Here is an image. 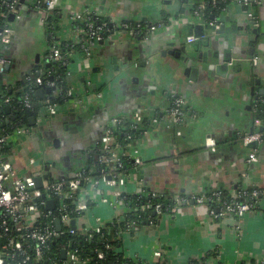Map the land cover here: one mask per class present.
<instances>
[{"label": "crops", "instance_id": "obj_1", "mask_svg": "<svg viewBox=\"0 0 264 264\" xmlns=\"http://www.w3.org/2000/svg\"><path fill=\"white\" fill-rule=\"evenodd\" d=\"M56 1L64 18L71 22L68 39L66 30L61 28L58 32L61 42L74 41V16L87 13L105 19L118 30L124 24L143 22L158 28L143 44L129 31L122 32L118 39L98 45L90 65L81 68L83 56L76 54L75 62L70 65L69 80L74 87L90 84L92 93L103 91L104 99L91 101L84 111L74 109L71 101L61 106L60 113L52 118L39 109L36 124L30 126L38 134L19 139L9 157L19 174L40 171L45 176L46 164H56L60 172L63 162L73 163V155L86 166L90 154L101 145L113 117L120 116L129 123L143 112L159 118L158 127L147 139L138 142L145 162L142 169L147 194L162 197L169 194L178 200L217 188L232 191L242 185L264 187V145L258 147V162L248 164L251 148L237 138L257 127L253 124L254 101L264 97V0H260L261 6L256 10L258 24L248 18L244 4L233 0L229 8L212 21L216 26L204 20V16L195 15L203 0ZM19 2L20 8L26 7V10L20 9L12 23L13 41L5 46L11 69L6 70L3 84L8 88L27 76L34 77L39 66L49 64L45 54L50 42L46 26L41 24L38 0ZM194 4L197 8L191 12ZM196 25L202 26V39L209 40L208 46L196 38ZM223 25L229 30L228 34H218ZM233 26L238 28L235 32ZM33 30L41 33L45 44L34 39ZM188 36L196 40L190 43ZM225 36H229L228 42ZM202 54H207V64L199 57ZM232 56H258L260 62L232 68L228 66ZM185 58L192 60L186 62ZM206 65H211L207 71ZM188 68H198L200 72L191 77L187 74ZM174 90L186 101L184 122L177 126L171 124L166 113L170 103L168 95ZM6 114L0 116L3 123L9 120ZM41 127L45 128L44 132ZM70 133L77 143L74 153L67 143ZM57 138L61 145L55 148L51 140ZM209 141L216 144L215 152L207 145ZM39 148L45 152L44 157L31 158ZM32 159L36 161L34 166ZM56 174L59 173L55 169L50 172V176ZM137 187V184L127 183L124 191L127 195H136ZM114 193L113 188L106 186L98 190L91 206L92 224L100 221L108 227L115 219L117 211L111 205L116 199ZM209 210L189 200L186 205H178L172 214L164 212L155 229L147 226L126 236L123 245L127 256L143 260L153 250L162 249L168 263L186 264L219 248L224 264H243L264 258V199L240 221L241 239L236 236L237 218L217 219Z\"/></svg>", "mask_w": 264, "mask_h": 264}, {"label": "built area", "instance_id": "obj_2", "mask_svg": "<svg viewBox=\"0 0 264 264\" xmlns=\"http://www.w3.org/2000/svg\"><path fill=\"white\" fill-rule=\"evenodd\" d=\"M19 1L20 0H0V7L1 5H5L10 11L9 16L14 15L15 17H18L20 14V8L18 7ZM223 2L224 0H210V4L214 7H216L218 4H222ZM238 2L239 4H244V6H249L248 18L253 20L255 25L258 24V18L254 12L256 11L255 5H261L260 0H238ZM59 5L60 4H58L56 0H38L37 7L39 13H42L41 24L47 26V16L49 13H60L62 11V9L59 8ZM206 7L207 3L202 2L198 9L195 10V15L198 17L203 16ZM1 16L6 17L7 14L2 12ZM94 18L99 19L92 13L74 16V20L86 21L85 29L78 27L74 29L76 32V36L74 37L75 43H82L83 57L80 68L85 64L90 65L98 45L104 44L108 40L118 39L122 32L129 31L130 35H132L134 38L140 39V42L143 44L150 40V37H152L158 28L157 25L151 24L145 31H143L142 24L138 23L136 25L124 24L119 30L109 25L111 27L109 29L108 23L96 24L94 22ZM211 24L212 26H216L215 22H212ZM14 34L15 29L12 23L6 24L0 31V43L4 46L10 45L13 41ZM46 36H51L47 29ZM187 40L188 42L193 43L196 38L194 36H188ZM76 54L77 53L74 52V50H71L67 52L68 57H66L59 48L48 47V50L45 54V60L50 64L52 61L59 62L65 60V62H67L69 58V63H74ZM64 57H66V59ZM238 61L247 62L251 65H257L260 62V58L258 56L250 58H236L235 56H232L228 61V66L232 68L236 67ZM7 65H9V60L7 57L0 56V75L5 74ZM26 80L34 81V85L37 86V88H56L57 93L61 92L54 82L46 81L41 76H27ZM89 85L90 84H88V86ZM88 86L81 85L73 87L67 93V96L70 98V101L67 103L69 104L72 101V106L74 109L84 111L85 109H88L89 105H91V101H103V91L92 93L90 92ZM32 89H30V92L35 91H32ZM30 92L25 93L22 100L20 101V103L28 110H32L34 108V102L31 97L32 93ZM175 92L176 91L174 90L168 95V100L170 103L167 107L166 113L171 124L177 126L184 122L186 115V101ZM260 101L264 103V99ZM13 105L14 99L12 97H3L0 95V109H2L0 111V116L5 112V107L10 106L12 110ZM256 107H258V104H255V110ZM39 109L41 110L39 112L46 113L48 118L55 117L60 113V105L55 103L50 96H46L43 101V105L38 107V110ZM134 117L136 119V123L131 122L132 119H130L129 123H127V120L120 116L113 117L108 123L109 125L106 128L101 143L102 147L99 149L103 154L99 157L98 163L100 165L109 167L110 171L103 170L102 176L95 178L89 176L87 171L80 170L75 172L73 178L60 179L56 180L55 182L50 181V179L43 180L42 188H38L36 184V178L42 177V172L37 171L33 174H19L15 170L10 158L5 155V150L12 151L13 146H16L19 143V139L28 136H36L37 132L31 127L20 125L19 123L12 125L9 130L0 129V229H2L5 233H8L10 230L9 222L6 220V216L12 218L14 229L17 233H23L30 229L31 231L22 236V239L26 238L32 241L36 246L35 255L37 259L44 260L49 245L54 240L65 234L76 236L79 231H83L85 234H90L88 235V239H90L93 234H99L102 232V229L105 228L102 222L99 221L96 224L91 223L93 220L91 206L94 205V196L98 193V190L102 188V186L113 188L115 190L114 195L116 199L113 201V203H111V205L117 211V216L111 223L116 226L119 234L123 237V241L128 234L130 235L131 233H138L147 226H156L155 220L151 218L144 226L141 227H131L130 224L124 226V222H126V213L128 210L127 206L124 204V196L125 194L127 195L126 191H124V187L127 186V183L131 186L133 184H137L138 187L136 195L139 196L146 193L143 178L140 177L138 171H135L131 174L121 173L124 167L123 158L125 157H129V159L133 161L134 167L136 169L145 164L143 157L140 155L138 144V148L136 145L129 146L131 151V154H129L128 152L126 153L122 151V148L118 143H116L114 137V129L121 126L122 124H129L132 129H138L140 125L145 124L146 120H144L139 114ZM158 119V117L151 118L152 129L149 131H143L142 138L147 139L150 132L154 131L155 127H158ZM0 122L3 123L1 118ZM7 122H9V120ZM263 125L264 124L259 121L256 123V126L260 130L240 134L239 136L241 137L242 144L247 147H251L254 144H257L258 147L264 145V131H261V129L264 128L262 127ZM207 145L212 147V151L215 152L216 144L214 141H209ZM176 152L177 147L174 146V153ZM35 162V159H32L33 166L35 165ZM247 162L248 164H255L258 162V148H251V153L247 159ZM46 167L52 170L55 169L54 164H47ZM222 189L217 188L216 190H213L211 194L202 193L194 195L192 198L185 197L174 200L177 206L172 209V213L177 210L178 205H186L189 200L194 201L198 206H206L208 208H210V203L217 202L219 203L218 211L216 212L210 208V215H213L217 219L222 217L227 218V216H234L235 219L237 218L235 227L237 229L236 236L237 238L241 239L242 235L240 234V229L242 227L240 225V221L247 214L257 209L260 200L264 199V187L257 186L252 187L250 190L246 189L243 191H229V199L224 197V192H222ZM49 200L55 201L56 206L54 210L43 208L44 206L47 207ZM68 200L72 201L74 204V210L76 212L75 217L71 216L69 213V206L66 204V201ZM58 207L60 217H57L55 214V210L58 209ZM143 209H152L153 212L158 214L160 217L164 214L162 205L160 204L156 206L148 205ZM56 220H60V231L57 229ZM72 221H75V227L72 226ZM216 250L218 251L216 256L209 259L206 264H224L222 250L219 248ZM15 252H20L23 255L24 260L19 264H27L30 261L31 258L25 251L23 243L17 241L15 238H11L8 243L3 246V253H0V264H10L9 261L15 256ZM126 257L129 259H138L129 257L127 254ZM203 257L204 256L201 258ZM67 258L68 262L71 264H81V261L78 259L75 253H70L67 251ZM99 259H105V255L100 253ZM139 260L142 261L141 264H165L167 262L162 249L153 250V252L150 253L146 259L144 258L143 260ZM251 261L252 260H249L248 262ZM188 262L186 264H188ZM53 264L56 263L53 262ZM167 264L170 263L167 262ZM256 264H264V258L258 259Z\"/></svg>", "mask_w": 264, "mask_h": 264}, {"label": "trees", "instance_id": "obj_3", "mask_svg": "<svg viewBox=\"0 0 264 264\" xmlns=\"http://www.w3.org/2000/svg\"><path fill=\"white\" fill-rule=\"evenodd\" d=\"M203 2L207 3V7L204 11L203 18L204 20H207L208 23H212V21L216 20L218 18L219 13L222 10H227L229 8L230 4L233 2V0H224L222 4H218L216 7L212 6L210 4V0H203ZM197 4H194L193 9L191 12L194 11ZM195 7V8H194ZM257 6L255 5V8ZM4 12L7 14L6 17H2L1 13ZM9 9L5 5H1L0 7V31L3 29V27L10 23V16H9ZM257 17V15H256ZM47 26L46 29L51 34L50 37H48L50 42V47H57L61 50L64 56H67V52L74 50L78 55H83L82 51V43H75L73 41L72 43L69 42H61L58 39V32L61 29V23L64 18L63 10L60 13H49L47 16ZM257 19V18H256ZM94 22L96 24L100 23H107L105 19H96L94 18ZM131 24V23H130ZM143 27V31H145L151 24H147L145 22L141 23ZM133 25V24H132ZM136 25V24H134ZM78 28H86V21L85 20H75L72 24V28L76 29ZM108 28L111 27L108 25ZM0 56H6L5 53V46L0 43ZM66 57H64L66 59ZM69 58L68 61L65 62L59 61L55 62L52 61L50 64H42L38 67L36 72H34V77L41 76L46 81L54 82L58 89H60V93L54 94H48L55 103L58 105L63 106L68 101H70V98L67 96V93L74 87L71 81L69 80ZM69 63V64H68ZM51 77L53 80H51ZM4 80H0V95L3 97H12L14 99V105L12 107V110L8 115L9 122L7 123H1L0 122V129L1 130H9L12 125L20 124L24 126H31L30 119L32 117L38 116V108H33L32 110L26 109L20 101L22 100L25 93L30 92V89L35 90L34 92H30L33 102L35 103L37 100V86L34 85V81H27L26 78L18 83L17 85L11 87L10 89L7 88L3 84ZM264 99V97L256 98L254 101V118H253V124L256 125L257 122L261 121L264 124V103H262L260 100ZM255 104H258V107H256L255 110ZM2 109H0L1 111ZM157 117V116H151L149 117L145 125H140L138 129H132L129 124H122L119 127H116L114 129V137L116 140V143L120 145L122 148V151L128 152L131 154L130 151V145H136L139 141L142 139L143 131L147 130L151 127V118ZM260 130L259 128H255L251 132ZM264 131V128H263ZM238 141L242 143L241 137L238 136ZM101 145L97 146L95 149L94 154H90V157L87 159L86 166L83 167H77L74 169L75 171L85 170L87 171L89 176L98 178L102 176V171H110L109 167L100 165L98 163L99 157L103 154L101 149ZM12 153L11 150H5V155L10 157V154ZM128 154V156H129ZM123 169L121 173H133L135 171H138L141 178L144 176V172L141 167H138L137 169L134 167V163L129 157L123 158ZM50 181L55 182V180L51 177ZM237 190H250L252 187L247 186H237ZM213 190H208L206 193L211 194ZM222 192H224V197L226 199H229L230 192L227 189H222ZM66 204L69 206V213L71 216L75 217L76 212L74 210V204L72 201L68 200L66 201ZM124 204L127 206L128 210L126 213V218L124 222V226H127V224H130L131 227H138V226H144L149 219L155 220V225L160 223L161 217L153 212L152 209L145 210L143 209L145 206L152 205L156 206L158 204L162 205V209L164 212L172 214V209L177 206L174 199L171 197V195L167 194L165 196H158L153 194H145L142 195H126L124 196ZM210 208L218 211L219 203L212 202L209 204ZM44 209H47L46 206L43 207ZM42 208V209H43ZM59 207L55 210V214L57 217H60L59 214ZM74 210V211H73ZM234 218V216H227V218ZM6 220L9 222L10 230L8 233H5L2 229H0V253H3V246H5L8 241L11 238H15L17 241H20L24 245V249L30 256V261L27 264H53L55 262L56 264H71L68 262V258H63L62 253L63 251H68L70 253H75L78 259L81 261V264H141L142 261L139 259H129L126 257V252L123 245V237L119 234L118 230L116 229V226L114 224H108V227H105L102 229V232L97 234H93L90 239H88V235L85 234L83 231H79L76 236H72L69 234H65L61 236L60 238L54 240L50 245L46 252L44 260H38L35 255V244L26 239L23 238L25 234L30 232L31 230L28 229L23 233H17L14 229V224L12 222V218L9 216H6ZM217 250L214 249L210 252H208L203 258L201 259H192L188 262V264H206L209 259L213 258L217 254ZM103 253L105 255V259L101 260L99 259V254ZM24 260L23 255L20 252H15V256L11 258L9 261L10 264H19ZM167 264V262L165 263ZM243 264H256L255 261L251 262H244Z\"/></svg>", "mask_w": 264, "mask_h": 264}, {"label": "water", "instance_id": "obj_4", "mask_svg": "<svg viewBox=\"0 0 264 264\" xmlns=\"http://www.w3.org/2000/svg\"><path fill=\"white\" fill-rule=\"evenodd\" d=\"M31 2L33 1V0H30ZM21 3H25V0H21ZM260 6L261 5H258L255 9L256 10H258V8H260ZM245 9H246V11H248L249 10V6L248 5H245V7H244ZM22 10H26V7H22ZM255 14H256V11L254 12ZM257 15V14H256ZM15 20H16V17L14 16V15H11L10 16V22L11 23H14L15 22ZM238 28H236V27H234L233 26V31L235 32L236 30H237ZM194 33H195V36H196V38L198 39V40H200V42L202 43V44H205L206 46H208V43H209V40L208 39H202V33H203V28H202V26H200V25H196L195 27H194ZM228 34L229 33V30L228 29H226V27H225V25H223L222 26V28H221V30L220 31H218V34ZM226 38H225V41L226 42H228L229 41V36H225ZM60 40V39H59ZM223 46H224V44H222ZM203 55H204V57H205V59H202L203 58ZM230 55H232V53L230 54ZM200 58H201V60H202V62L204 63V64H207V62H208V56H207V54H202V55H200L199 56ZM227 57H229V56H227ZM192 60V58H185V61L186 62H188V61H191ZM208 67L209 68H211V65H206V67H205V70L207 71L208 70ZM11 69V65H7V67H6V70L7 71H9ZM199 72H200V70L198 69V68H188L187 69V74H189L191 77H195L196 76V74H199ZM0 80H4V75L2 74V75H0ZM51 80H53V78L51 77ZM51 93H57V89L56 88H41V89H39L38 91H37V93H36V96H37V99H38V101H36L35 103H34V107L35 108H38L39 106H40V102L41 101H43L45 98H46V96L48 95V94H51ZM4 110H5V112L6 113H10L11 112V107L10 106H7V107H5L4 108ZM140 116H142L143 117V119L144 120H147L149 117H150V115H145L143 112H139L138 113ZM152 116V115H151ZM81 118V117H80ZM36 118L35 117H32L31 119H30V123L31 124H36ZM131 122H133V123H136V119L135 118H133L132 120H131ZM145 125V124H144ZM142 126V125H141ZM152 128L150 127V128H148L147 130L149 131V130H151ZM41 131H45V128L44 127H41ZM261 131H263V129H261ZM46 133V132H45ZM37 134H38V132H37ZM38 137V136H37ZM143 137V136H142ZM40 138L41 137H39L38 138V140H40ZM143 139V138H142ZM50 141V140H49ZM51 142H52V144H53V146L55 147V148H58L60 145H61V140L60 139H53V140H51ZM250 148H258V145L257 144H254V145H252ZM76 159V160H75ZM71 160H72V164L71 165H69L68 163H64L63 162V170L62 169H60V170H62V171H60V172H58V168H57V165L56 164H54L55 165V171H57V173H59V174H56V175H51L50 176V172L52 171V169H49L48 167H46L47 166V164L45 165V167L48 169L47 170V173H46V175L45 176H42V177H37L36 178V184H37V187L38 188H42V183H43V180H48V179H50L51 177L56 181V180H60V179H69V178H73L74 177V175H75V171H74V168L73 167H75V166H78V167H83L84 165H83V162L81 161V159L79 160L76 156H74L73 155V157L71 158ZM76 163V165H74ZM58 164V163H57ZM59 164H61L60 162H59ZM58 164V165H59ZM66 170V171H65ZM68 171V172H67ZM57 175H59V177L57 176ZM55 206H56V203H55V201L54 200H49L48 201V203H47V209L48 210H54L55 209ZM36 215H38V214H36ZM56 225H57V229L60 231L61 230V223H60V220H56ZM75 225H76V223H75V221H72V226L73 227H75ZM62 256H63V258H66L67 257V251L65 250V251H63V253H62Z\"/></svg>", "mask_w": 264, "mask_h": 264}, {"label": "rangeland", "instance_id": "obj_5", "mask_svg": "<svg viewBox=\"0 0 264 264\" xmlns=\"http://www.w3.org/2000/svg\"><path fill=\"white\" fill-rule=\"evenodd\" d=\"M27 2H30V0H27ZM70 26H71V22H70V20L68 19V18H64L63 19V21H62V23H61V28L63 29V30H66V33H65V38H67V37H69L70 35H71V33H70V35L68 36V32H70ZM33 37H34V39L37 41H39L40 43H41V45H43V44H45V39H43V36L41 35V33L40 34H38L37 33V31H35V30H33ZM39 36V37H38ZM36 37H38V38H36ZM68 39V38H67ZM237 57H240V56H237ZM244 64H247V65H249V63H247V62H240V61H238L237 62V66H240V65H244ZM40 134V133H39ZM73 136H71V133L69 134V136L67 137V143L69 144V147H70V151H72V153H74L75 151H76V147H77V143H75L74 141H73ZM44 151H42L40 148H39V151H37V152H33L32 153V156H31V158H33V157H36V158H43L44 157ZM38 154V155H37ZM45 157H46V155H45ZM65 160V159H64ZM150 228H152V229H155V227H150ZM144 229V228H143ZM142 229V230H143Z\"/></svg>", "mask_w": 264, "mask_h": 264}, {"label": "flooded vegetation", "instance_id": "obj_6", "mask_svg": "<svg viewBox=\"0 0 264 264\" xmlns=\"http://www.w3.org/2000/svg\"><path fill=\"white\" fill-rule=\"evenodd\" d=\"M20 5H21V4H20V2H19V6H18L19 8H20ZM20 9H22V8H20Z\"/></svg>", "mask_w": 264, "mask_h": 264}]
</instances>
